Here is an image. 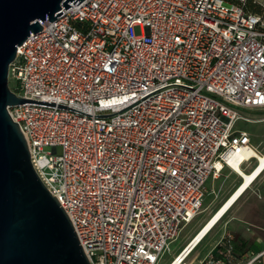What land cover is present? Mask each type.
<instances>
[{"label": "built area", "instance_id": "built-area-1", "mask_svg": "<svg viewBox=\"0 0 264 264\" xmlns=\"http://www.w3.org/2000/svg\"><path fill=\"white\" fill-rule=\"evenodd\" d=\"M73 2L16 48L7 111L88 264H159L208 180L260 155L236 124L264 111V0ZM214 249L201 264L264 262Z\"/></svg>", "mask_w": 264, "mask_h": 264}, {"label": "water", "instance_id": "water-1", "mask_svg": "<svg viewBox=\"0 0 264 264\" xmlns=\"http://www.w3.org/2000/svg\"><path fill=\"white\" fill-rule=\"evenodd\" d=\"M74 1V2H73ZM83 0H0V264H88L71 223L37 177L7 108L25 101L8 87L16 48ZM75 5V6H76ZM59 12V13H58Z\"/></svg>", "mask_w": 264, "mask_h": 264}, {"label": "rangeland", "instance_id": "rangeland-1", "mask_svg": "<svg viewBox=\"0 0 264 264\" xmlns=\"http://www.w3.org/2000/svg\"><path fill=\"white\" fill-rule=\"evenodd\" d=\"M12 85V82H9ZM252 122L245 123L238 121L236 124L237 129L246 131L251 140V144L257 148L260 154H264V111H249L243 112ZM50 148H44V152H49ZM61 149H56V154L59 155ZM255 165L253 160L251 164L245 168L246 172L251 170ZM239 177L230 169H224L220 174L208 180L206 183L203 207L200 213L187 225L177 239L171 243L170 251L166 252L159 264H169L171 259L185 246L191 237L201 228L207 219L216 211L221 203L228 197V195L239 184ZM242 218L243 231L248 229L255 234L264 233V172L250 187L247 193L235 204V206L227 213L222 219L219 226L213 231V234L205 239L187 258L185 263L193 258L201 259L209 251L212 245L217 241L219 236H216L220 230L226 228L234 239L239 233L237 227L238 221L234 218ZM234 221V222H232ZM230 222H232L230 224ZM230 224V225H229ZM228 226L230 229H228ZM216 236V237H212ZM235 241V240H234ZM240 252V250H237Z\"/></svg>", "mask_w": 264, "mask_h": 264}, {"label": "bare ground", "instance_id": "bare-ground-1", "mask_svg": "<svg viewBox=\"0 0 264 264\" xmlns=\"http://www.w3.org/2000/svg\"><path fill=\"white\" fill-rule=\"evenodd\" d=\"M254 161L255 165L251 170L246 172V170H243L240 167V164L238 161L232 162L230 164L231 171L234 172L240 179L239 184L235 187V189L228 195V197L221 203V205L216 209V211L207 219V221L201 226V228L191 237L196 238L193 240V242L187 247V249L179 256L178 260H173L177 257L174 256V258L170 261L169 264H178V262L183 258L185 253L190 249V247L199 239L205 237L208 232L216 225V223L219 221V219L222 218V216L229 210V206L233 205L239 197L246 191V189L250 188L256 180L263 174L264 172V154H255ZM190 239V240H191ZM189 240V241H190ZM188 241V242H189Z\"/></svg>", "mask_w": 264, "mask_h": 264}, {"label": "crops", "instance_id": "crops-1", "mask_svg": "<svg viewBox=\"0 0 264 264\" xmlns=\"http://www.w3.org/2000/svg\"><path fill=\"white\" fill-rule=\"evenodd\" d=\"M247 191L248 190H246L239 197V199L229 208V210L222 216V218L216 223V225L210 230V232H208L207 235H205V237L202 239V241L200 242V244L205 239H207L209 236H211V234H213V231L216 229L217 226H219V224L222 221V219L227 215V213H229V211L235 206V204L247 193ZM234 219H235L234 221H236V220L238 221V224H236L233 227H231V229L234 228V227H237L239 229V233H238V235L236 236L235 239H234V237L229 232L226 231V228H224V229L220 230L219 233L216 235V236H219L218 239H217V241L212 245V247L209 249V251L205 254L204 257H202L201 259L193 258L192 260H190L189 262H187L185 264H201V261L204 260L205 257L207 255H209L210 252H211V257H212L213 260H217V259L221 258L220 253L218 252L217 249H214V247H215V244L226 233H228V234H230L232 236V246H233L232 259H233V261H236L237 262V261H242V260L249 259L253 255H255V254L259 253L261 250H263L264 249V233L255 234V233H253L252 231H250L248 229H245V231H243V229H241L243 227L240 224V223H243L242 218H237L236 217ZM234 221H232V222H234ZM232 222H230V224ZM228 229H230L229 226H228ZM216 236H212V237H216ZM237 250H240V252H238ZM193 251H192V253H193ZM187 258H186V260H187ZM259 264H264V262H261Z\"/></svg>", "mask_w": 264, "mask_h": 264}, {"label": "trees", "instance_id": "trees-1", "mask_svg": "<svg viewBox=\"0 0 264 264\" xmlns=\"http://www.w3.org/2000/svg\"><path fill=\"white\" fill-rule=\"evenodd\" d=\"M226 1H230V0H226ZM253 12H258V9H251Z\"/></svg>", "mask_w": 264, "mask_h": 264}]
</instances>
